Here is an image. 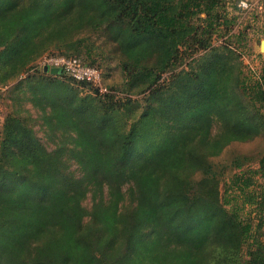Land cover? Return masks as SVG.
<instances>
[{"label": "trees", "instance_id": "16d2710c", "mask_svg": "<svg viewBox=\"0 0 264 264\" xmlns=\"http://www.w3.org/2000/svg\"><path fill=\"white\" fill-rule=\"evenodd\" d=\"M241 1L0 0V264H264V151L223 159L264 140V70L214 43L255 12ZM95 37L123 89L41 66L102 72Z\"/></svg>", "mask_w": 264, "mask_h": 264}, {"label": "rangeland", "instance_id": "374dc122", "mask_svg": "<svg viewBox=\"0 0 264 264\" xmlns=\"http://www.w3.org/2000/svg\"><path fill=\"white\" fill-rule=\"evenodd\" d=\"M227 9V12H229V15H235V7L234 5H229ZM231 16V15H230ZM250 17V18H249ZM259 16L255 14L247 15L244 19L242 28L239 26L234 29L230 35L225 36V38L216 36L214 39L215 45H221V44H233L234 48H238L239 52L242 53V62L244 64V71L247 77L251 81L259 80L263 70H264V49H261L262 41L264 40V34L263 33H257L258 27L252 26V18L257 19ZM253 19V20H254ZM256 21V20H254ZM248 32V42L245 43V45L240 44L241 41L238 39V34L240 30H247ZM256 31V32H254ZM252 33V35H250ZM231 36V37H230ZM95 40V46H93L92 51V59H95L97 62V65L100 66L102 69L103 74V80L104 83L111 87H117L118 89L122 88V85H124V76L123 71L120 68L121 65V54L114 50V46L109 43V41H106L105 38L97 39V37L94 38ZM92 44V43H90ZM93 45V44H92ZM83 59H85L87 62H90V58L86 57L85 55L82 56ZM88 58V59H87ZM105 85V86H106ZM76 88L81 90L82 95H86L91 92L90 89L86 87H80L78 85H75ZM10 104L9 100H3L0 96V129L4 122V116L7 111H9L10 107L8 106ZM31 104H29L30 106ZM37 130H39V136L42 139V141L47 145L49 150H52L55 146L52 142H49L45 133L40 129V126L36 127ZM264 151V140H257L255 142L249 143V144H236L233 147H231L226 154L223 156L224 163L230 164L232 158L238 154V153H245L249 154L254 159H257L260 154ZM254 164V163H253ZM230 166V165H228ZM253 167L256 166V164L252 165ZM76 169V165L73 166V170ZM230 180L228 179L224 184H229ZM224 184L222 185V194L225 196V198H228L227 192L225 191L226 188L224 187ZM90 200H87L85 204H89ZM248 210V209H247ZM247 212V211H246Z\"/></svg>", "mask_w": 264, "mask_h": 264}, {"label": "built area", "instance_id": "2783aa9c", "mask_svg": "<svg viewBox=\"0 0 264 264\" xmlns=\"http://www.w3.org/2000/svg\"><path fill=\"white\" fill-rule=\"evenodd\" d=\"M259 6V0H242L241 9L246 13L252 12ZM42 67L58 68L79 82L91 83L101 93H106L107 88L103 85L102 72L84 63L80 58H66L60 56H46L41 61Z\"/></svg>", "mask_w": 264, "mask_h": 264}, {"label": "crops", "instance_id": "0c3cea01", "mask_svg": "<svg viewBox=\"0 0 264 264\" xmlns=\"http://www.w3.org/2000/svg\"><path fill=\"white\" fill-rule=\"evenodd\" d=\"M255 14L259 17L257 19L252 18V26H254V30L256 28L255 26L258 27L257 33L264 34V0H260L259 6L255 9ZM253 19L256 21H254ZM250 35H252V33Z\"/></svg>", "mask_w": 264, "mask_h": 264}, {"label": "water", "instance_id": "95a60500", "mask_svg": "<svg viewBox=\"0 0 264 264\" xmlns=\"http://www.w3.org/2000/svg\"><path fill=\"white\" fill-rule=\"evenodd\" d=\"M261 49H264V40L262 41ZM45 71L46 72H51L52 74H57V73L60 72L59 69H56V68L50 69L49 67H45Z\"/></svg>", "mask_w": 264, "mask_h": 264}]
</instances>
